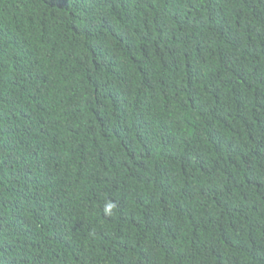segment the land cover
Listing matches in <instances>:
<instances>
[{
  "label": "trees",
  "instance_id": "1",
  "mask_svg": "<svg viewBox=\"0 0 264 264\" xmlns=\"http://www.w3.org/2000/svg\"><path fill=\"white\" fill-rule=\"evenodd\" d=\"M0 264H264V0H0Z\"/></svg>",
  "mask_w": 264,
  "mask_h": 264
}]
</instances>
